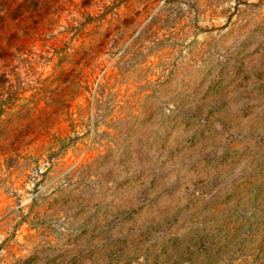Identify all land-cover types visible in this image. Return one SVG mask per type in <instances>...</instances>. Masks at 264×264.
I'll use <instances>...</instances> for the list:
<instances>
[{
    "label": "rangeland",
    "instance_id": "374dc122",
    "mask_svg": "<svg viewBox=\"0 0 264 264\" xmlns=\"http://www.w3.org/2000/svg\"><path fill=\"white\" fill-rule=\"evenodd\" d=\"M0 264H264V0H0Z\"/></svg>",
    "mask_w": 264,
    "mask_h": 264
}]
</instances>
